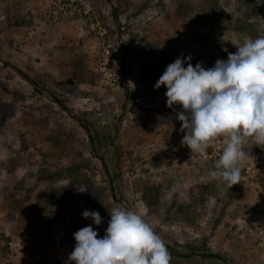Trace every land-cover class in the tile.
Segmentation results:
<instances>
[{
    "label": "rangeland",
    "instance_id": "rangeland-1",
    "mask_svg": "<svg viewBox=\"0 0 264 264\" xmlns=\"http://www.w3.org/2000/svg\"><path fill=\"white\" fill-rule=\"evenodd\" d=\"M212 1L0 0V264H68L73 234L91 224L102 237L113 207L141 215L169 244L171 264H264V146L246 139L230 189L201 182L224 138L191 153L181 107L154 88L178 57L210 68L264 36L262 0H216L203 22ZM236 20L250 26L237 31ZM77 117L112 135L115 196ZM188 246L220 258L180 255Z\"/></svg>",
    "mask_w": 264,
    "mask_h": 264
},
{
    "label": "clouds",
    "instance_id": "clouds-1",
    "mask_svg": "<svg viewBox=\"0 0 264 264\" xmlns=\"http://www.w3.org/2000/svg\"><path fill=\"white\" fill-rule=\"evenodd\" d=\"M191 59L178 57L168 64L154 88H166L167 107H181L176 113L184 133L181 144L191 153L204 155L211 140L224 138L214 167L200 179L219 180L230 189L241 179L246 139L264 146V36L246 39L210 68L193 66ZM108 213L102 237L91 224L73 234L68 264H171L164 240L141 215L122 207ZM82 217L103 223L98 211L84 210Z\"/></svg>",
    "mask_w": 264,
    "mask_h": 264
},
{
    "label": "trees",
    "instance_id": "trees-1",
    "mask_svg": "<svg viewBox=\"0 0 264 264\" xmlns=\"http://www.w3.org/2000/svg\"><path fill=\"white\" fill-rule=\"evenodd\" d=\"M263 3H264V0H262V3L260 4L261 8L264 7L262 5ZM209 6H210L209 10L203 9L204 16L201 18V20L203 22H207V23L209 22V18L211 16V13H213L212 9L218 7L216 0L212 1ZM257 7H259V6L257 5ZM248 16L249 15H247L246 18H248ZM249 26L250 25L245 20H243V21L236 20V25L234 26V29L237 31H242L245 29V27L248 28ZM14 68L16 69V71L21 76H23L27 80L31 81L32 84L34 85V87L36 88L35 81L33 79H31L30 77H28L19 66L15 65ZM129 95H130V90L128 89V86L125 85L124 86V99L127 100ZM125 105H126V103H123L122 107L125 108ZM77 118H78L79 122L81 123V126L84 129L85 133L87 134L92 156H94L95 158H97L99 160V163L101 165V167H100L101 171L100 172L102 174V180L107 182L112 196H115V193H116L115 181L119 177V173L118 172L114 173L109 168V166L107 164V159L110 157V152H109V149L106 148L107 144H111L113 142L112 135H110V134L105 135L101 130L93 127L90 122L88 123L85 120H80L79 117H77ZM111 145L114 146L113 143ZM149 193H151V190L146 189L145 192L143 193L144 198H147V194H149ZM157 202H158V200L156 198L154 199V201H148L147 200V203L150 205H155V204H157ZM165 244H166L167 248H170L168 243L165 242ZM188 248H189V250L187 253H180V255L190 256L192 254H198V256H200L202 258H208V259L220 258V256L218 254L211 252L208 249H202V250L200 249V251H199L198 247L188 246Z\"/></svg>",
    "mask_w": 264,
    "mask_h": 264
}]
</instances>
